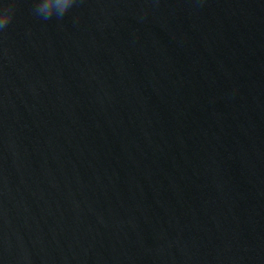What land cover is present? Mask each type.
Returning <instances> with one entry per match:
<instances>
[{
    "label": "water",
    "instance_id": "1",
    "mask_svg": "<svg viewBox=\"0 0 264 264\" xmlns=\"http://www.w3.org/2000/svg\"><path fill=\"white\" fill-rule=\"evenodd\" d=\"M35 2L0 0V264H264V0Z\"/></svg>",
    "mask_w": 264,
    "mask_h": 264
},
{
    "label": "clouds",
    "instance_id": "2",
    "mask_svg": "<svg viewBox=\"0 0 264 264\" xmlns=\"http://www.w3.org/2000/svg\"><path fill=\"white\" fill-rule=\"evenodd\" d=\"M76 3L77 0H36L33 12L45 20L53 16L62 19ZM15 11L14 4L0 8V30L5 29L13 21Z\"/></svg>",
    "mask_w": 264,
    "mask_h": 264
}]
</instances>
